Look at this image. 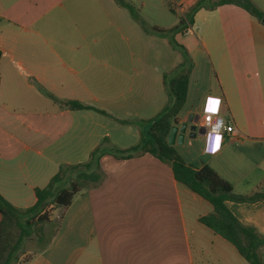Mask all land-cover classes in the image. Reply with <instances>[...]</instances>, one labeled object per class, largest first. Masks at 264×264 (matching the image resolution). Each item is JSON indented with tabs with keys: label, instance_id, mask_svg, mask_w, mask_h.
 <instances>
[{
	"label": "crops",
	"instance_id": "0c3cea01",
	"mask_svg": "<svg viewBox=\"0 0 264 264\" xmlns=\"http://www.w3.org/2000/svg\"><path fill=\"white\" fill-rule=\"evenodd\" d=\"M184 1L169 5L180 14ZM251 1L264 13V0ZM173 37L187 54L206 57L214 77L199 114L206 97L220 98L222 116L242 137L225 138L213 155L200 148L188 162L176 150L187 135L173 148L194 168L208 165L237 195L264 192V26L223 5L199 10L191 33ZM0 52V195L22 210L59 167L87 162L104 140L122 150L138 144L143 122L167 104L163 74L182 59L115 0H0ZM199 114L178 116L177 126ZM100 165L105 181L77 194L48 245L22 264H248L199 223L211 205L178 184L167 164L141 154L104 156ZM226 205L264 239V200Z\"/></svg>",
	"mask_w": 264,
	"mask_h": 264
},
{
	"label": "trees",
	"instance_id": "16d2710c",
	"mask_svg": "<svg viewBox=\"0 0 264 264\" xmlns=\"http://www.w3.org/2000/svg\"><path fill=\"white\" fill-rule=\"evenodd\" d=\"M115 1L119 6L127 9L144 32H150L131 5L123 0ZM223 5H232L242 9L264 26L262 24L264 13L251 0H185L179 7L180 14L176 26L169 30L152 28L154 33L167 37L171 48L180 52L182 57L177 67L162 76L168 96L166 106L156 117L143 122L147 127L141 131V138L135 146L122 150L111 146L107 140H104L92 150L87 162L59 167L45 188L34 190L36 202L32 207L24 210L17 209L0 195V264H17L19 256L23 255L22 248L25 241L31 237L32 227L40 222L51 223L44 213L47 207H52L58 213L56 221L54 219L56 226L53 235L61 213L70 206L73 198L81 192H87L100 186L105 181L106 176L100 165L102 157L111 156L116 160H129L141 154H149L167 164L178 184L211 205L213 212L201 217L199 223L233 246L238 255L248 264H264L259 256L260 249L264 247V239H261L253 228L242 225L226 205L227 202L243 204L264 200V192L255 190L249 195L233 193L231 185L208 165H202L197 169L186 164L173 146H169L166 142L171 126L177 124L188 90L186 75L188 55L184 47L175 42L173 36L191 28L194 15L199 10L211 11ZM66 105L71 109L93 110L105 115L100 110L79 103L69 102ZM117 121L121 124L130 123L129 121ZM47 245L48 243L42 249Z\"/></svg>",
	"mask_w": 264,
	"mask_h": 264
},
{
	"label": "rangeland",
	"instance_id": "374dc122",
	"mask_svg": "<svg viewBox=\"0 0 264 264\" xmlns=\"http://www.w3.org/2000/svg\"><path fill=\"white\" fill-rule=\"evenodd\" d=\"M128 1H130L131 6L134 8L135 13L140 17V19H142L144 22V19L148 20V22H145V25L150 33H154L151 30L152 23H156L155 25L160 27V29H168L167 27L171 25L170 23H173L175 18H177V15H179V13L177 14L174 12L173 7H170L169 0ZM180 40L185 41L186 38L182 37ZM178 53L180 54V52ZM187 55L188 62L186 65V75L188 80V96L185 101L184 107L179 114L180 117L188 114V112H192L194 115L199 114L200 108L198 99L208 89L209 83H213L214 78L212 76V73L210 72L211 69L206 57L197 53ZM222 118L225 119V117L223 116ZM203 141L204 140L202 137H196V139H188L182 144L177 145L176 150L181 153L183 159L185 157V161L188 162L189 160L187 156L190 155L191 157H196L200 148H203L204 146ZM54 211L55 209H53L52 207H47L44 213L49 219L53 217L56 221L58 213L55 211L54 214ZM55 221H52L51 223L40 222L32 227L31 237L25 241L22 248L23 255L19 256V261L17 264H22L45 246L55 229ZM261 249L259 251V256L260 258H263L264 253L261 252Z\"/></svg>",
	"mask_w": 264,
	"mask_h": 264
},
{
	"label": "built area",
	"instance_id": "2783aa9c",
	"mask_svg": "<svg viewBox=\"0 0 264 264\" xmlns=\"http://www.w3.org/2000/svg\"><path fill=\"white\" fill-rule=\"evenodd\" d=\"M184 33H191V28H188ZM209 99H214V100L218 101L216 113H208L206 111L207 102ZM220 107H221V99L220 98L211 97V96L206 97L204 104H203V107H202V111L198 115V126H200L201 128H203L205 130V135L203 137L204 138V146H205V142L207 140L208 146L211 147L212 141L208 140V133L211 131V127L214 126L215 124H217L221 120L223 121V128L221 129L222 139L219 142V148L221 146L222 141L225 138L232 139L234 141H239L240 139H242V137H240L238 135V132L236 131L233 123L230 120H225L222 118V116L220 114L221 113ZM206 117H207V119H206ZM204 146H203V149H204ZM219 148H218V150H219ZM203 153H204V151H203ZM215 153H208V154L204 153V154L205 155H213Z\"/></svg>",
	"mask_w": 264,
	"mask_h": 264
},
{
	"label": "water",
	"instance_id": "95a60500",
	"mask_svg": "<svg viewBox=\"0 0 264 264\" xmlns=\"http://www.w3.org/2000/svg\"><path fill=\"white\" fill-rule=\"evenodd\" d=\"M262 24H264V19L262 20ZM193 139L196 136L204 137L205 130L198 126V116H195L194 120H189L187 123H182L180 126L174 124L171 126L166 142L169 146H173V141L175 137L178 138V141H183L186 137Z\"/></svg>",
	"mask_w": 264,
	"mask_h": 264
},
{
	"label": "clouds",
	"instance_id": "9594fccd",
	"mask_svg": "<svg viewBox=\"0 0 264 264\" xmlns=\"http://www.w3.org/2000/svg\"><path fill=\"white\" fill-rule=\"evenodd\" d=\"M217 104L218 101L214 99H209L207 102L206 111L208 113H216L217 112ZM207 119V117H206ZM223 128V121H219L217 124L211 127V131L208 133V140L212 141L211 147L208 146V142L206 140L204 146V153H215L219 148V142L222 139L221 129Z\"/></svg>",
	"mask_w": 264,
	"mask_h": 264
}]
</instances>
